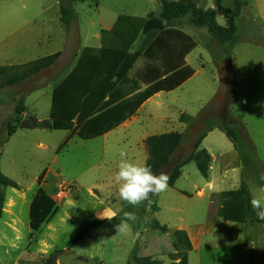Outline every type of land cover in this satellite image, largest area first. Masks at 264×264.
<instances>
[{
	"label": "rangeland",
	"instance_id": "rangeland-1",
	"mask_svg": "<svg viewBox=\"0 0 264 264\" xmlns=\"http://www.w3.org/2000/svg\"><path fill=\"white\" fill-rule=\"evenodd\" d=\"M59 2L71 7L74 13L69 31L60 23ZM198 2L204 8L212 7L216 21L225 24L213 0ZM222 4L232 8L234 0H222ZM160 10V0H0V65L21 64L55 51L64 53L52 67L0 88V171L19 185V188H4L0 264H35L54 251H58L56 264H133L130 261L133 248L138 255L148 252L150 256L161 255L160 259L155 258L163 264L170 261L168 255L173 251V230L164 233L151 229L152 219L170 228L178 223L187 226L186 233L194 245L188 251L187 264H264V236L261 239L264 226L251 227L247 225L250 223L218 217V204L210 203L208 188H203L201 196L196 192L204 181L193 161L183 166V174L174 186L158 193L155 199L150 193L147 200L134 206L120 200L118 184L112 182L122 159L120 153L126 150L124 158L134 155L129 159L134 163L142 155L147 156L146 149L141 152L135 135L128 136L125 143L116 144L113 141L116 135L112 133L104 152L101 139L86 140L77 136H72L58 149L70 133L67 129L17 127L14 133L7 135L21 100L27 107L23 117L28 113L39 120L49 118L54 83L73 65L76 46L81 49L100 44L101 28L112 12L146 16L151 12L159 15ZM188 18V15L183 16L184 30L196 44L187 54V63L194 74L175 89L151 97L139 113L135 132L182 133V141L171 157L175 162L194 147L208 120L229 123L237 132L236 143L244 162L248 159L254 162L255 158L264 162V123L260 118L264 115L261 114L264 113V0H246L235 19L234 42L219 44L205 28L191 25ZM225 57L231 59V71L221 76L216 63ZM143 60V57L138 58L130 74ZM182 113L190 119L181 120ZM246 130L254 137L257 148L252 149L246 140ZM126 132L132 133L129 129ZM228 144L232 145L223 132L216 130L200 147H207L217 155ZM253 162L244 170L229 168L223 172L224 177L217 182L219 188L233 189L243 180L252 197L264 194V185L256 181ZM170 166L169 163L163 167L157 176L166 175ZM49 171L52 182L60 180L55 186L57 193L61 181L72 183V188L66 189V198H56L50 194V183L46 187L51 197L49 208L41 217L30 215L38 183ZM102 177L104 182H98L99 193L95 190L89 193L88 184ZM98 202L109 204L108 209L116 210L122 218L116 216L101 224L91 223L93 208ZM167 202L183 209L181 222L175 219V213L162 208ZM153 203L160 206V211L153 212ZM126 213H132L135 219L130 222ZM124 224L128 227L121 230ZM133 225L139 226V231L146 228L145 233L135 236ZM85 227L89 228L84 236L68 246L78 230Z\"/></svg>",
	"mask_w": 264,
	"mask_h": 264
},
{
	"label": "trees",
	"instance_id": "trees-1",
	"mask_svg": "<svg viewBox=\"0 0 264 264\" xmlns=\"http://www.w3.org/2000/svg\"><path fill=\"white\" fill-rule=\"evenodd\" d=\"M213 2L215 8L225 18L224 25L216 21L212 8L202 7L198 0H160L159 15L152 12L146 16L119 13L110 28L101 29L100 48L84 46L75 65L54 84L49 118L39 120L36 116L29 114L23 117L27 107L21 100L15 109L14 124L10 125L7 135L14 133L17 127L67 129L70 133L61 142L59 149L74 134L88 139L115 128L134 114L148 97L158 91H170L192 75L193 69L185 64L184 56L196 43L191 36L176 27L175 19L188 15V22L191 25L205 28L219 44L235 41L237 33L235 19L246 5V0H234L232 8L224 6L222 0H213ZM60 12L66 30L69 31L74 13L66 4L60 5ZM140 37L142 38L140 43L134 47L136 40ZM58 55L59 52H55L22 64L0 65V88L14 85L36 75L54 63ZM140 57L145 59L144 65L135 77H129V71ZM141 84H146L143 90H139ZM180 119L189 120L190 116L181 114ZM214 127L224 132L239 150L243 170L245 166L253 162L251 159L244 162L245 159L236 143L237 132L234 127L229 123L217 124L208 120L205 129L197 137L194 147L171 164L166 174L169 177L168 186H174L180 176L181 168L190 161L195 163L203 177L208 176L211 156L205 148H198V145L206 133ZM181 141L182 133L178 131L157 133L146 137L144 140L147 150L145 163L151 167L154 175L170 163ZM253 165H256L253 169L256 170V181L259 185H264L258 179L264 175V162L255 158ZM5 187L19 188V185L0 171V216L4 208ZM156 196L157 194H154V199ZM252 198L248 185L243 180L236 188L222 190L219 193L221 207L217 211L218 217L239 223L262 222L263 217L250 206L249 201ZM50 204V195L43 188L38 187L32 198L29 213L41 217ZM152 209H157L155 203ZM149 227L161 232L168 231V227L160 224L156 219H152ZM88 228L78 230L68 242V246L82 238ZM172 236L173 251L168 255L170 259L168 264H187V254L192 249L188 234L183 229H174ZM57 253L58 251H54L44 255L35 264H56ZM130 261L133 264H162L159 259L152 256L138 255L135 248L131 251Z\"/></svg>",
	"mask_w": 264,
	"mask_h": 264
},
{
	"label": "crops",
	"instance_id": "crops-1",
	"mask_svg": "<svg viewBox=\"0 0 264 264\" xmlns=\"http://www.w3.org/2000/svg\"><path fill=\"white\" fill-rule=\"evenodd\" d=\"M59 4L61 5L62 3H60L59 2ZM215 7V6H214ZM212 8V7H211ZM216 9V8H215ZM217 10V9H216ZM218 11V10H217ZM118 14L119 13H114V12H112V14L110 15V17L108 18V20H107V24L106 25H104V29H107V28H110L112 25H113V23L115 22V20H116V18H117V16H118ZM222 15V14H221ZM59 19H60V23H61V25L65 28V30H66V27H65V25H64V22H63V20H62V16H61V12H60V17H59ZM186 21L183 19V16L182 17H179V18H177V19H175V21H174V24L176 25V27L178 28V29H180V30H182L183 32H185L186 34H188L187 33V31H185L184 30V23H185ZM102 29V28H101ZM189 35V34H188ZM190 36V35H189ZM192 38V37H191ZM141 37L140 38H138L137 40H138V43L137 42H135V44H134V47H136L139 43H140V41H141ZM136 40V41H137ZM227 43V42H226ZM100 46H101V41H100V44L98 45V46H96V47H93V46H90V47H93V48H95V49H98V48H100ZM84 47V46H83ZM82 47V48H83ZM81 48V49H82ZM81 49H78L77 48V46H76V51H75V53H74V56H75V61H74V63H73V65L66 71V73L62 76V77H64L68 72H69V70L75 65V63H76V61H77V59H78V55H79V53H80V51H81ZM193 49V48H192ZM191 49V50H192ZM190 50V51H191ZM189 51V52H190ZM55 52H59V55H58V57L56 58V60L54 61V63H52L49 67H47V68H45V69H48V68H50V67H52L53 65H55L56 63H58L59 62V60L61 59V57H63V55H64V53L62 54L60 51H55ZM55 52H53V53H55ZM188 52V53H189ZM188 53H186V55L184 56V61H185V64L186 65H188V66H190L188 63H187V54ZM50 54H52V53H50ZM47 55H49V54H47ZM44 56H46V55H44ZM67 56V55H66ZM42 57V56H41ZM68 57V56H67ZM39 58V57H38ZM68 58H70V57H68ZM177 58H178V56H177ZM36 59V58H35ZM34 60V59H33ZM31 61V60H30ZM27 62H29V61H27ZM24 63H26V62H24ZM144 63H145V59L142 61V63H141V65L133 72V74L131 73L130 74V71H129V73H128V76L129 77H135L136 76V74L138 73V71H140L141 70V68H142V66L144 65ZM22 64V63H21ZM135 64V63H134ZM11 65H16V64H11ZM191 67V66H190ZM192 68V67H191ZM45 69H43V70H45ZM193 69V68H192ZM42 70V71H43ZM41 72V71H40ZM60 72V71H59ZM59 72H57V74L59 73ZM56 74V75H57ZM193 74H194V70H193V73H192V75L190 76V77H188L186 80H184L182 83H184V82H186L187 80H189L190 78H192V76H193ZM61 77V78H62ZM60 78V79H61ZM59 79V80H60ZM58 80V81H59ZM57 81V82H58ZM56 82V83H57ZM181 83V84H182ZM47 84H49V83H47ZM55 84V83H54ZM180 84V85H181ZM179 85V86H180ZM54 86V85H53ZM146 87V84H141V87H140V89L139 90H143L144 88ZM178 87V86H177ZM52 89H53V87H52ZM175 89V88H174ZM173 90V89H172ZM171 91V90H170ZM160 92H162V91H158V92H156V93H154L153 95H151L150 97H148L146 100H144L141 104H140V106L137 108V110L134 112V114H132L129 118H127L126 120H124L122 123H120L118 126H116L115 128H113V129H111L110 131H107V132H105V133H103V134H101V135H99V136H96V137H93V138H88V139H101L102 141H101V143H102V151L104 152V151H106L107 150V148L109 147V144L110 143H108V140H109V136L112 134V133H114V135H116L115 137V139H113V141H114V143H116V144H121V142H123V143H125V141H127V138H128V136H131V135H135L136 137H137V145L141 148V152L142 153H144V149H146V145H145V142H144V140L146 139V137L147 136H149V135H147V134H145V133H142V132H135V130H137L138 129V126H137V122L139 121V113H140V111L142 110V108L144 107V105H145V103L151 98V97H153V96H156V95H158ZM51 94H52V91H51ZM51 104V103H50ZM50 110V109H49ZM255 112H257V110H255ZM28 113H26V115H27ZM182 114H184V113H182ZM261 114H264V113H262L261 112ZM261 118V121H263V123H264V115L263 116H261L260 117ZM247 124H246V128H247ZM124 129H126L125 131H124V133L122 132V130H124ZM131 130L132 131V133H129V132H126L127 130ZM216 130H219V131H221L219 128H217V127H214L212 130H210V131H208L207 133H206V135L202 138V140H201V142H200V144H202L206 139H208V137H209V135H211L212 133H214V131H216ZM222 132V131H221ZM123 133V134H122ZM224 133V132H223ZM150 135H152V134H150ZM225 135V134H224ZM72 136H77V137H79L78 135H76V134H74V135H72ZM71 136V137H72ZM226 136V135H225ZM70 137V138H71ZM70 138H69V140H70ZM79 138H81V137H79ZM226 138H227V136H226ZM81 139H84V138H81ZM88 139H86V140H88ZM228 139V138H227ZM68 140V141H69ZM229 140V139H228ZM246 140L251 144V147H252V149H254V147H256L257 148V145H256V143H255V141H254V137L252 136V135H250V133H249V131H247L246 130ZM67 141V142H68ZM230 141V140H229ZM231 142V141H230ZM112 144L111 145H114V143L113 142H111ZM232 143V142H231ZM67 144V143H66ZM65 144V145H66ZM200 144L198 145V148H202V147H200ZM64 145V146H65ZM180 145V144H179ZM232 145H233V143H232ZM230 146L229 144L228 145H226V147H225V150L222 152V153H218L217 155H213V153L212 152H210V149H208L207 147H204L207 151H208V153L210 154V156H211V160H210V164H209V170H208V176L207 177H203V183H201L200 184V186L201 187H198V189H197V194H198V196H201L202 195V193H203V188L204 187H207L208 188V190H209V198H210V203H217L218 204V206H217V209H216V214H217V211L219 210V208L221 207V203H220V200H219V193L222 191L220 188H219V184H217V182H219V181H221L222 180V178L224 177L223 176V172H225L227 169H229V168H231L232 170H234V169H241L242 168V160H241V157H240V152H239V150L238 149H236V147L233 145V146ZM254 145V146H253ZM63 146V147H64ZM126 148V147H125ZM125 148H124V150H125ZM127 149V148H126ZM257 150V149H256ZM147 151V150H146ZM176 151V150H175ZM128 152H131V149L128 151ZM127 152H126V150H125V152H124V154H126ZM128 158V160L130 159V158H133V156L134 155H131V154H128V155H126ZM173 156V155H172ZM180 156V155H179ZM146 159H147V156H145V155H142V157L140 158V159H138V160H135V163H138V164H144L145 162H146ZM249 160V159H248ZM176 161V160H175ZM132 162H133V160H132ZM104 163V162H103ZM113 164L114 163H116V162H112ZM173 162L170 160V164H172ZM187 164V163H186ZM196 166V165H195ZM116 167V166H115ZM117 168V167H116ZM197 169V168H196ZM117 170V169H116ZM198 170V169H197ZM50 171L48 172V173H44V175H43V180L40 182V183H38V186H37V188L38 187H41V188H43L46 192H47V190H46V187L47 186H49L50 185V183H52V186H50V189L52 190V193H50L51 195H54L56 198H59L58 196H56V191H55V186H56V184H57V182L58 181H60V180H54L53 182L51 181V178H50ZM183 174V167L181 168V173H180V176ZM179 176V177H180ZM178 177V178H179ZM75 180V179H74ZM63 182V181H62ZM98 182H104V177H102L101 179H99V178H96V179H94L92 182H90L89 184H88V186L86 187L87 188V190H88V192L89 193H93V190H95V191H97L98 193H99V185H98ZM176 182V181H175ZM66 183H68V184H70L71 186L73 185L72 183H69V182H66ZM112 183H116V184H118V182L115 180H113V182ZM104 184V183H103ZM175 184V183H174ZM117 187L119 186V185H116ZM194 186H196V185H194ZM168 187H171V186H168ZM72 188V187H71ZM70 188V189H71ZM217 188V189H216ZM70 191V190H69ZM158 196V195H157ZM157 196H156V198H157ZM63 198H66V197H63ZM108 205L109 204H103L102 202H98V206H96L95 208H93L94 210V212H93V218H94V220L91 222V223H94V224H101L102 222H104V221H106V220H110V219H112V218H114V217H121L120 215H118L119 213L116 211V210H109L108 209ZM156 205V204H155ZM157 206V205H156ZM162 208H164V209H166V210H168V211H170V212H173V213H175V219L176 220H178L179 222H181L183 219H182V213L184 212L183 211V209L179 206V205H177V204H175V203H172L171 204V202H167ZM158 211H160V206H157V209L156 210H153V212H158ZM218 216V215H217ZM122 218V217H121ZM257 224H261L262 226H264V217H263V221L262 222H260V223H253V224H247L248 226H251V227H254V226H256ZM189 226V225H188ZM180 228H183V230H185V231H187V226H182V225H180V223H178V225L175 227V228H170V227H168V231H172V230H174V229H180ZM146 228H142V230L141 231H139V226H133V230H134V234H135V236L136 235H138V234H144L145 233V230ZM153 230H157V229H153ZM152 230V231H153ZM159 231V230H158ZM161 232V231H160ZM164 233H166V232H164ZM171 234H172V232H171ZM263 236H264V227H262V231H261V239H263ZM190 238V237H189ZM174 240V238L172 239V241ZM190 241H191V243H192V240L190 239ZM252 244H254V242H252ZM171 246H172V242H171ZM192 247H194V245H193V243H192ZM172 252V251H171ZM140 255H151V253H142V254H140ZM152 257H157V258H159L160 259V257H161V255H157L156 253H154L153 255H152ZM163 264H168V262H166V263H163Z\"/></svg>",
	"mask_w": 264,
	"mask_h": 264
},
{
	"label": "clouds",
	"instance_id": "clouds-1",
	"mask_svg": "<svg viewBox=\"0 0 264 264\" xmlns=\"http://www.w3.org/2000/svg\"><path fill=\"white\" fill-rule=\"evenodd\" d=\"M122 159L117 164L115 180L118 182V194L121 201L130 205H139L148 199L149 194H158L168 187L169 177L165 174L154 175L151 167L147 164H138L128 160L125 154L120 153ZM259 182L264 183V175H261ZM250 206L258 215L264 217V194L255 195L250 201ZM129 221L135 219L132 213H126ZM128 227L124 224L121 230Z\"/></svg>",
	"mask_w": 264,
	"mask_h": 264
},
{
	"label": "water",
	"instance_id": "water-1",
	"mask_svg": "<svg viewBox=\"0 0 264 264\" xmlns=\"http://www.w3.org/2000/svg\"><path fill=\"white\" fill-rule=\"evenodd\" d=\"M216 70L221 76H227L231 71V59L225 57L216 63Z\"/></svg>",
	"mask_w": 264,
	"mask_h": 264
},
{
	"label": "built area",
	"instance_id": "built-area-1",
	"mask_svg": "<svg viewBox=\"0 0 264 264\" xmlns=\"http://www.w3.org/2000/svg\"><path fill=\"white\" fill-rule=\"evenodd\" d=\"M58 186H59V193H56L57 196H61V197H64L66 195V192L67 190L66 189H69L70 188V184L68 183H64V182H59L58 183Z\"/></svg>",
	"mask_w": 264,
	"mask_h": 264
}]
</instances>
